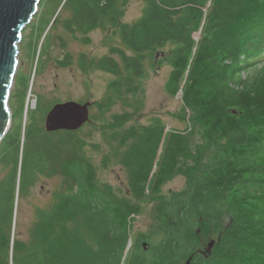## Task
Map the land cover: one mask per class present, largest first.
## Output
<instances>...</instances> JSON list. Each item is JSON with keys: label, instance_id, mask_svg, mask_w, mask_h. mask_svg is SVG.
I'll list each match as a JSON object with an SVG mask.
<instances>
[{"label": "trees", "instance_id": "obj_1", "mask_svg": "<svg viewBox=\"0 0 264 264\" xmlns=\"http://www.w3.org/2000/svg\"><path fill=\"white\" fill-rule=\"evenodd\" d=\"M117 2L64 0L54 26L60 24L62 33L76 37V32L105 27L110 21L114 25ZM61 12L67 15L60 17ZM195 32L199 40H194ZM49 33L50 28L41 44ZM119 34L123 47L111 49L118 60L112 55L97 60L100 69L121 74L110 88L118 97L123 90L134 97V81L145 75L148 60L154 64L152 50L174 45L168 84L172 92L182 91V119L188 130L166 135L163 124L141 131L124 127L118 119V147L107 155L128 168L137 198L154 168L149 187L158 227L130 236L126 216L139 210L129 196L112 198L109 189L92 184L88 160L63 159L57 151L51 157L41 150L24 154V148L21 155L19 139L8 138L9 149L0 160L4 166L12 163L0 181L1 246L20 184L51 171L63 177L52 203L38 209L29 237L13 238L11 263L178 264L191 257L192 264H264V77L254 88L228 86L243 58L264 52V0H145L142 15L123 23ZM69 56L65 53L59 62L68 64ZM85 62L79 54L82 68ZM28 81L23 75V85ZM177 175L184 176V188L161 193V184ZM217 230L210 251L200 249L202 236Z\"/></svg>", "mask_w": 264, "mask_h": 264}, {"label": "rangeland", "instance_id": "obj_2", "mask_svg": "<svg viewBox=\"0 0 264 264\" xmlns=\"http://www.w3.org/2000/svg\"><path fill=\"white\" fill-rule=\"evenodd\" d=\"M61 2L64 0H40L38 11L22 30L17 71L8 100L11 125L0 142V160L9 149L10 145L6 141L8 138L19 139L21 155L24 148V154L41 150L47 157H51L57 151L63 159L78 157L82 161L88 160L92 167L89 174L92 184L109 189L112 198H115L114 195L119 198L129 196V203L136 207L134 209L139 210L131 211L126 216L130 236L140 232L149 233L158 227L155 215L156 201L152 199L154 195L149 187L154 168L145 181L140 198H137L130 185L128 168L116 158L110 161L107 155L118 147L119 142L115 137V129L119 128L117 126L121 122H118V119L124 122V127L133 126L141 131L155 124H163V134L166 135L170 131L183 133L188 130L187 121L182 119L181 109L184 108L182 91L179 89L174 93L168 84L173 70L169 52L174 49V45L166 44L152 50L150 54L154 64L150 66L148 60L145 75L134 81L138 86L135 94L132 93L134 97L128 95L125 90L121 97H118L119 95L110 88L112 81L121 79V74H112L100 69L97 60L103 55H112L118 60L116 52L111 49L123 47L119 34L120 27L123 23L136 21L142 15L145 0H118L113 11L117 17L114 25L110 21L105 27L100 26L84 33L76 32V37L62 33L60 24L54 26L53 20ZM66 15V12L60 13V17ZM49 28L51 36L50 38L47 36L41 44ZM62 34L63 44L58 38V35ZM83 36H87V39L84 40ZM199 37V32L193 33L194 40H199ZM65 53L70 55L68 64L60 63ZM79 54H84L86 58L83 68L79 63ZM241 66V70L228 86L238 90L254 88V84L258 86L260 79L264 77V52L260 56L246 60L243 58ZM23 75L29 76L26 85L21 82ZM253 88L252 90H256ZM69 100L90 103L88 121L71 133L63 130L47 132L44 121L48 111L56 103ZM26 133L28 135L25 138ZM163 139L164 135L158 153L162 150ZM11 167L12 163L4 166L0 161V181L10 172ZM62 183L61 174L51 171L38 176L32 182L20 184L19 197L15 194L12 203L14 210L12 221L10 225L3 226L6 242L3 246L0 245V264L4 262L12 264L13 238L23 241L29 237L38 209L47 208L52 203L54 192ZM185 183L184 176L177 175L161 184L159 191L166 195L172 190H182ZM18 187L16 183V190ZM143 196L146 197L142 199ZM227 221L223 220L221 225H225ZM217 237L218 230L202 236L199 242L200 249H206L209 242Z\"/></svg>", "mask_w": 264, "mask_h": 264}, {"label": "water", "instance_id": "obj_3", "mask_svg": "<svg viewBox=\"0 0 264 264\" xmlns=\"http://www.w3.org/2000/svg\"><path fill=\"white\" fill-rule=\"evenodd\" d=\"M40 0H0V142L11 125L8 105L19 58L22 30L38 11ZM89 102L65 101L48 111L44 126L47 132L76 130L89 119ZM213 242H209V252ZM179 264H192L191 257Z\"/></svg>", "mask_w": 264, "mask_h": 264}, {"label": "bare ground", "instance_id": "obj_4", "mask_svg": "<svg viewBox=\"0 0 264 264\" xmlns=\"http://www.w3.org/2000/svg\"><path fill=\"white\" fill-rule=\"evenodd\" d=\"M29 103V102H28ZM28 108V107H27Z\"/></svg>", "mask_w": 264, "mask_h": 264}, {"label": "clouds", "instance_id": "obj_5", "mask_svg": "<svg viewBox=\"0 0 264 264\" xmlns=\"http://www.w3.org/2000/svg\"><path fill=\"white\" fill-rule=\"evenodd\" d=\"M179 264V263H178Z\"/></svg>", "mask_w": 264, "mask_h": 264}]
</instances>
